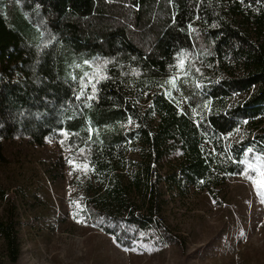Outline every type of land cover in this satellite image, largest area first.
<instances>
[{"label":"trees","instance_id":"16d2710c","mask_svg":"<svg viewBox=\"0 0 264 264\" xmlns=\"http://www.w3.org/2000/svg\"><path fill=\"white\" fill-rule=\"evenodd\" d=\"M57 134L87 153L86 221L124 245L153 229L176 238L166 189L216 199L264 158V0H0V155L5 140ZM18 226L11 201L9 264Z\"/></svg>","mask_w":264,"mask_h":264},{"label":"rangeland","instance_id":"374dc122","mask_svg":"<svg viewBox=\"0 0 264 264\" xmlns=\"http://www.w3.org/2000/svg\"><path fill=\"white\" fill-rule=\"evenodd\" d=\"M174 79L172 73L167 80ZM64 141L63 134L43 145L24 137L3 141L0 214L14 202L21 244L15 264H264L263 157L227 177L216 199L196 188L166 189L162 215L177 237L153 229L124 245L76 209L77 180L89 170L87 153Z\"/></svg>","mask_w":264,"mask_h":264},{"label":"snow or ice","instance_id":"6c2138e0","mask_svg":"<svg viewBox=\"0 0 264 264\" xmlns=\"http://www.w3.org/2000/svg\"><path fill=\"white\" fill-rule=\"evenodd\" d=\"M249 168L252 169L251 163L249 164ZM252 170H254V169H252ZM254 183H255V181H254ZM258 187H259V185H258Z\"/></svg>","mask_w":264,"mask_h":264}]
</instances>
